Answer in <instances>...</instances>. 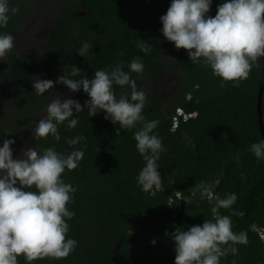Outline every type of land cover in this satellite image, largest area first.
<instances>
[{
  "label": "trees",
  "instance_id": "16d2710c",
  "mask_svg": "<svg viewBox=\"0 0 264 264\" xmlns=\"http://www.w3.org/2000/svg\"><path fill=\"white\" fill-rule=\"evenodd\" d=\"M47 1H53L60 13L50 21L41 50L19 57L12 48L0 61V107L8 104L7 109L15 115L10 124L0 115V146L5 139H18L34 115L41 97L32 87L36 74L52 80L70 74L75 66L81 69L80 76L69 78L92 79L95 71L117 64L128 72V64L139 57L143 72L129 75L137 90L146 94L142 111L145 120L159 121L154 134L161 138L165 151L158 161L160 189L143 193L136 177L145 162L133 138L140 124L117 133L118 124L106 119L103 110L89 117L84 109L74 112V118H78L75 128L68 129L67 121L58 126L60 140L51 135L35 139L39 150L53 147L67 155L73 148L66 141L82 135L87 148L78 167L61 176L76 188L66 207L75 213L67 220V237L76 240L77 246L66 258L45 257L31 264H128L131 256L135 257L133 264H174L175 245L166 233L176 227L186 231L212 218L215 200L191 193L201 181L215 180L219 183L214 195H237L231 209L221 208L219 214L231 217L233 232L247 234V244L235 245L236 254L222 257L220 264H264V245L253 229L264 228V159L258 160L249 151L253 143L263 138L258 124L257 92L264 57L257 58L248 78L238 86L213 76L211 69L200 63L193 64L187 50L176 49L161 34L159 18L171 0H9L10 8L17 11L10 13V20L0 33L17 31L31 9ZM219 3L221 0H213L208 16H215ZM69 7L78 10V15H71ZM139 39L150 44L148 53L136 46ZM83 41L92 44L85 57L76 52ZM173 62L178 64L176 87L168 99L159 101L149 91L147 78L159 66L169 69ZM123 88V95H128L130 89ZM123 88L115 86V93ZM88 99L82 89L73 96L82 107ZM178 107L195 115L185 120L178 117L172 129ZM261 116L264 126V90ZM176 193L180 205L169 208L167 201ZM153 240L155 244L151 243ZM18 264L28 262L21 255Z\"/></svg>",
  "mask_w": 264,
  "mask_h": 264
},
{
  "label": "clouds",
  "instance_id": "9594fccd",
  "mask_svg": "<svg viewBox=\"0 0 264 264\" xmlns=\"http://www.w3.org/2000/svg\"><path fill=\"white\" fill-rule=\"evenodd\" d=\"M212 2L171 0L166 13L159 18L160 31L176 49L187 50L193 64L200 63L210 68L213 76L238 86L240 81L248 78L257 58L264 57V0H221L214 17L207 15ZM16 11V8H10L9 0H0V29L7 26L10 13ZM14 42L12 34L0 33V58L14 47ZM136 46L144 53L151 50L150 44L141 39ZM91 47L92 44L83 41L76 52L85 57L90 54ZM143 68L142 60L136 57L128 64V72L123 70V65L117 64L111 69L95 71L92 79L86 76L71 79L69 75L77 77L81 71L72 66L71 73L58 77L56 83L65 85L72 92L82 89L89 99L82 107L76 100L62 101L56 95L47 105V115L35 123L33 137L38 140L51 135L60 140L58 126L67 121L68 129L75 128L78 118H74V112L78 114L84 109L88 110L89 117L103 110L106 119L118 124L117 133L140 124L133 138L145 164L137 174L136 184L143 193L159 190L162 178L158 161L165 151L161 138L154 134L159 121L145 120L142 111L146 94L137 90L135 80L129 75L130 72L140 74ZM53 86L52 80L38 77L32 82L37 95L45 94ZM115 86H127L130 92L117 98ZM66 142L73 148L67 155L53 147L39 150L36 145L13 158L11 145L15 141L3 140L0 146V264H18L21 255L28 264L45 257L63 259L75 250L77 241L67 237V220L75 213L66 205L71 202L76 188L65 183L61 176L78 167L87 144L82 135ZM77 144L81 147L76 148ZM249 151L258 160L264 159V138L253 143ZM218 183L219 180L201 181L191 193L192 196L199 193L201 199L215 200L211 219L186 231L176 227L172 233H166L175 245L174 264H220L222 257L236 254L235 245L247 244V234L233 232L231 217L219 214L221 208L231 209L237 195L226 194L225 198L214 195ZM33 186L35 191L26 190ZM167 205L172 209L180 205L178 193L167 201Z\"/></svg>",
  "mask_w": 264,
  "mask_h": 264
},
{
  "label": "rangeland",
  "instance_id": "374dc122",
  "mask_svg": "<svg viewBox=\"0 0 264 264\" xmlns=\"http://www.w3.org/2000/svg\"><path fill=\"white\" fill-rule=\"evenodd\" d=\"M68 12L71 15H78L79 11L73 7H69ZM60 13V8L56 6L53 1L40 2L38 7H34L23 18L22 26L12 33L15 37L13 50L19 57H23L26 54L32 52H38L41 50L45 40L47 39L49 24ZM1 59V58H0ZM1 61V60H0ZM169 69H165L159 66L155 69L147 78L149 91L154 93L159 101H165L172 94L176 87V68L178 64L173 62ZM46 79L41 73L36 74V78ZM58 77H54L53 88L45 94L41 95L38 107L31 117L27 120V129L19 133V138L14 140L15 143L11 145L13 151V158L22 155V150H27L29 147H35L37 145L35 138L33 137V129L35 123L40 118L47 115V105L56 98V95L63 101L64 99L71 98L76 92L70 91L65 85L56 83ZM124 88L118 93L117 98L123 95ZM8 106V104H7ZM7 106L0 107V115L2 120L11 123V119L15 117L14 113H11V109H7ZM135 257L131 256L128 260V264H133Z\"/></svg>",
  "mask_w": 264,
  "mask_h": 264
},
{
  "label": "built area",
  "instance_id": "2783aa9c",
  "mask_svg": "<svg viewBox=\"0 0 264 264\" xmlns=\"http://www.w3.org/2000/svg\"><path fill=\"white\" fill-rule=\"evenodd\" d=\"M195 113H185L181 108L176 109V114L172 118V128H174L177 125L178 117H182V119H187L188 117L194 116ZM176 205V202H174ZM253 229L257 232L259 235L260 239L263 242L264 245V228H257L256 226H253Z\"/></svg>",
  "mask_w": 264,
  "mask_h": 264
},
{
  "label": "water",
  "instance_id": "95a60500",
  "mask_svg": "<svg viewBox=\"0 0 264 264\" xmlns=\"http://www.w3.org/2000/svg\"><path fill=\"white\" fill-rule=\"evenodd\" d=\"M263 79H264V75L262 74L259 80V89L257 92V114H258L259 131L262 137L264 138V126H263L262 116H261V99H262V93L264 90V83H262Z\"/></svg>",
  "mask_w": 264,
  "mask_h": 264
},
{
  "label": "flooded vegetation",
  "instance_id": "af4514ba",
  "mask_svg": "<svg viewBox=\"0 0 264 264\" xmlns=\"http://www.w3.org/2000/svg\"><path fill=\"white\" fill-rule=\"evenodd\" d=\"M264 75V62H263V65H262V73Z\"/></svg>",
  "mask_w": 264,
  "mask_h": 264
}]
</instances>
